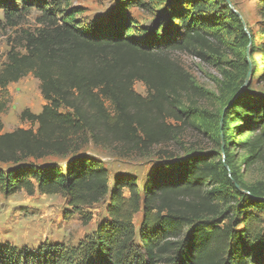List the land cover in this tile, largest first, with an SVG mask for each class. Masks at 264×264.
<instances>
[{
    "label": "trees",
    "instance_id": "16d2710c",
    "mask_svg": "<svg viewBox=\"0 0 264 264\" xmlns=\"http://www.w3.org/2000/svg\"><path fill=\"white\" fill-rule=\"evenodd\" d=\"M73 1L0 0L3 18L13 24L31 9L39 14V29L23 37V53L11 47L0 69V116L7 87L28 75L45 102L39 114L20 113L29 129L2 133L0 121V193L58 195L67 216L85 222L90 217L83 210L106 201L107 218L76 246L31 251L5 244L0 264H264V192L243 184L221 161H164L140 191L135 177L110 179L83 151L89 144L150 150L183 125L213 135L228 164L230 145L247 151L248 161L263 159L264 97L243 89V80L230 83L225 72L224 112L214 120L196 109L202 93L172 55L213 61L232 35L241 55L238 50L255 45L241 19L224 0H116L83 20ZM256 2L264 25V0ZM132 8L147 13L149 23L133 18ZM255 49L264 61V38ZM241 60L246 76L248 62ZM135 83L144 86V97ZM222 203L233 206L221 211Z\"/></svg>",
    "mask_w": 264,
    "mask_h": 264
},
{
    "label": "rangeland",
    "instance_id": "374dc122",
    "mask_svg": "<svg viewBox=\"0 0 264 264\" xmlns=\"http://www.w3.org/2000/svg\"><path fill=\"white\" fill-rule=\"evenodd\" d=\"M228 1L239 13L245 31L250 39L255 40V45L247 47L246 50H238L241 54L238 55L235 54L234 35L226 36L218 59L211 58L213 61L209 62L189 53H172L173 59L185 69L202 93L201 98L195 99L196 109L209 114L214 120L224 112L220 87L227 84L225 72L230 73L232 77L230 83L233 77L237 82L243 80V89L257 97H264V61L255 49L259 41L264 38L262 34L264 25L258 14L257 0ZM115 3L116 0H74L71 6L83 9V16L80 18L86 20L107 12ZM129 14L140 24L149 23V15L141 10L132 8ZM38 15L36 10L31 9L13 24L14 22L6 21L0 12V69L6 62V55L11 47L23 53L21 48L24 35L36 33L39 29L36 22ZM243 56L248 62L249 74L246 76H243L241 71ZM133 89L142 97L146 95L141 83H135ZM223 94L230 95L229 92ZM4 99L7 107L0 116L2 133L29 129L28 123L20 121V113L29 110L33 114H39L45 104L40 95L38 81L30 75L17 83L10 84ZM245 138L246 136L242 135L240 139ZM228 150L232 157L229 164L226 163V154L221 152L213 135L183 125L176 127L175 135L170 142L146 151H130L120 144L101 147L89 144L83 149L88 156L102 163L110 179L119 175L135 177L140 191L148 175L162 162L178 164L190 157L203 156L214 159L215 162L221 161L227 169L237 174L243 184L259 187L264 192V158L248 161V152L238 145H230ZM232 206L233 204L222 203L221 211ZM68 211L70 209L66 200L58 195L45 196L35 193L29 196L24 192H18L4 196L0 193V247L9 244L16 249L26 248L36 251L42 245L55 243L76 246L86 236L92 235L97 225L107 218L106 201L83 210L86 215L84 217H90L88 222L83 221L82 216L76 213L67 216ZM141 220L142 213H138L133 218L136 229Z\"/></svg>",
    "mask_w": 264,
    "mask_h": 264
},
{
    "label": "water",
    "instance_id": "95a60500",
    "mask_svg": "<svg viewBox=\"0 0 264 264\" xmlns=\"http://www.w3.org/2000/svg\"><path fill=\"white\" fill-rule=\"evenodd\" d=\"M224 1L227 3V5L229 6V8L232 10V12L235 13L239 17V19H241L239 13L233 9L232 4L228 0H224ZM241 21H242V19H241ZM242 23H243V21H242ZM247 74H249V72Z\"/></svg>",
    "mask_w": 264,
    "mask_h": 264
}]
</instances>
